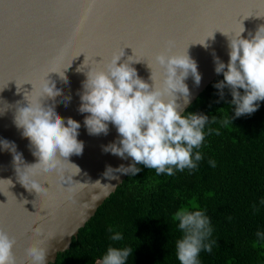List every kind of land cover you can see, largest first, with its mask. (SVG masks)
Masks as SVG:
<instances>
[{
  "label": "water",
  "instance_id": "water-1",
  "mask_svg": "<svg viewBox=\"0 0 264 264\" xmlns=\"http://www.w3.org/2000/svg\"><path fill=\"white\" fill-rule=\"evenodd\" d=\"M261 25L264 0H0V141L14 144L25 164L38 162L15 117L28 101H40L38 89L48 79L60 95L44 99V105L54 104L65 121L79 122L78 140L84 143L82 155L69 157L80 173L67 162L64 180L55 172H41L37 179L48 188L41 195L19 182L12 151L0 145V229L16 240V264H31L27 248L33 244L47 249L46 264L55 263L130 175L115 170L105 175L108 167L117 169L133 161L102 151V146L119 139L116 127L109 123L107 135H90L84 124L90 114L79 111L90 69H103L124 52L118 63L133 61L140 78L152 84V71L159 83L162 70L155 56L165 52L171 40L175 45L171 52L188 49L202 76L199 85L191 75L185 80L188 102L183 95L176 100L183 115L222 74L215 72L213 53L227 64L229 37L244 27L247 39ZM23 161L18 163L21 173ZM113 174L118 179H111Z\"/></svg>",
  "mask_w": 264,
  "mask_h": 264
},
{
  "label": "clouds",
  "instance_id": "clouds-1",
  "mask_svg": "<svg viewBox=\"0 0 264 264\" xmlns=\"http://www.w3.org/2000/svg\"><path fill=\"white\" fill-rule=\"evenodd\" d=\"M244 27L236 36L229 37L230 61L225 64L213 53L215 72L223 74L224 79L214 86L220 89V97L224 98V89L228 88L233 97L235 116L250 115L257 111L258 101H264V25L258 27L253 35L244 38ZM205 48L207 43L200 44ZM174 42H167V50L155 56V62L162 70V79L159 83L154 79L151 71L152 84L139 77L136 68L131 66L133 61L118 63L121 55H114L105 68L90 69L86 73L81 94V113H89L84 124L90 135H107L109 123L113 124L119 134L116 142L102 146V151L119 156L123 159L131 158L129 166L120 165L109 171L131 174L135 176L141 171L137 165H144L154 169L157 174H174V169H195L202 154L197 151L193 159V150L199 149L204 142V128L209 117L204 114L189 113L182 115V106L176 103L178 95L185 97L188 102L190 90L185 80L191 75L197 85L202 76L198 71V64L188 52L172 53ZM79 57V56H78ZM130 58V57H129ZM137 62V61H134ZM152 70V69H151ZM78 71H80L78 69ZM65 81L67 78L61 75ZM243 89V94L241 93ZM40 101L28 106L20 107L15 117V124L22 129V135L30 141L32 154L38 162L27 165L22 155L16 152L14 144L0 141L5 150H11L14 155L19 182L28 190L37 195L46 194L48 188L37 179L42 173H57L64 180V162L80 169L69 161L72 155H82L84 143L78 140L80 123L72 118L61 117L55 105L45 106L43 100L55 99L60 95L54 82L48 79L43 81L38 89ZM220 109L219 111H222ZM216 123L217 117L211 118ZM231 121L225 117L224 126ZM219 135V129H209ZM23 161L24 171L21 173L18 163ZM215 167V162H209ZM77 175V174H76ZM75 176V175H74ZM111 179H118L114 174ZM73 175L69 174L67 182L71 193ZM27 203V201H25ZM192 209L198 208L195 200L189 201ZM255 207V206H254ZM172 219L178 221L182 237L176 241V256L180 264H199L198 256L202 249L212 251L215 241L207 242L212 234L209 218L202 210H190L181 206ZM40 231L39 228L36 229ZM113 232L112 227L109 228ZM257 241L253 247H259L264 241V232H257ZM113 241H120L123 236L115 231L111 236ZM16 240L3 229H0V264H16L13 249ZM131 248L109 247L101 260L95 264H126ZM27 255L31 264H46L47 249L39 244L27 248Z\"/></svg>",
  "mask_w": 264,
  "mask_h": 264
},
{
  "label": "trees",
  "instance_id": "trees-1",
  "mask_svg": "<svg viewBox=\"0 0 264 264\" xmlns=\"http://www.w3.org/2000/svg\"><path fill=\"white\" fill-rule=\"evenodd\" d=\"M223 79L216 77L183 114L209 117L204 142L193 150V159L202 154L197 167L168 176L138 164L141 171L124 180L51 264H95L109 247L131 248L126 264H180L175 246L182 231L172 217L181 206L204 211L213 229L206 241H215L212 251L202 249L199 264H264V241L253 247L257 232H264V101L254 113L236 117L230 90L221 99L214 86ZM225 117H232L228 126ZM193 199L196 209L189 205ZM115 231L122 240L111 239Z\"/></svg>",
  "mask_w": 264,
  "mask_h": 264
}]
</instances>
